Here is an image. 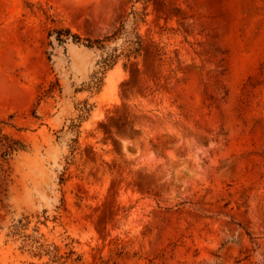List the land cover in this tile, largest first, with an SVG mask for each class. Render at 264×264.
Listing matches in <instances>:
<instances>
[{"label": "rangeland", "instance_id": "obj_1", "mask_svg": "<svg viewBox=\"0 0 264 264\" xmlns=\"http://www.w3.org/2000/svg\"><path fill=\"white\" fill-rule=\"evenodd\" d=\"M0 264H264V0H0Z\"/></svg>", "mask_w": 264, "mask_h": 264}, {"label": "trees", "instance_id": "obj_2", "mask_svg": "<svg viewBox=\"0 0 264 264\" xmlns=\"http://www.w3.org/2000/svg\"><path fill=\"white\" fill-rule=\"evenodd\" d=\"M133 15H134V23H138L139 22V17L143 14H139L138 12H133ZM125 30V27L124 25L121 26V29L118 30L119 33L120 32H123ZM79 39V37H77ZM110 39V37H105L103 39H99V40H96L94 43L99 45L100 48H103V43L108 41ZM136 42L133 43V47L134 49L132 50L131 54H135V53H138L140 52L141 48H142V41H141V37L139 35L136 34ZM92 46V45H91Z\"/></svg>", "mask_w": 264, "mask_h": 264}]
</instances>
